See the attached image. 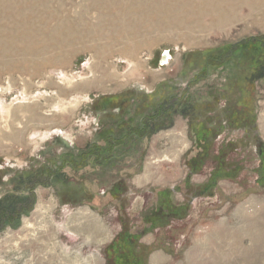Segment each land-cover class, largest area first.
<instances>
[{"label": "rangeland", "instance_id": "374dc122", "mask_svg": "<svg viewBox=\"0 0 264 264\" xmlns=\"http://www.w3.org/2000/svg\"><path fill=\"white\" fill-rule=\"evenodd\" d=\"M76 3L95 11L87 0L59 6L72 14ZM204 19L206 28L189 39L166 32L133 48L101 40L103 57L86 42L64 64L34 76L0 72V264H102L107 244L125 231L131 237L144 231L136 243L149 247L145 264H183L208 226L255 207L264 195L252 184L259 173L253 139L259 135L264 143V19L221 27L209 15ZM164 50L168 58L160 61ZM160 107L163 114L155 117ZM245 107L253 121L244 118ZM206 118L227 128L202 139L193 127ZM105 136L115 142L108 158L99 159L93 153L104 150ZM169 149L178 155L163 159ZM210 169L224 171L215 196L195 197L184 220L150 226L155 188L182 187L188 177L192 194ZM101 191H108L107 205ZM190 196L182 189L175 194L183 204ZM166 210L163 198L158 212ZM35 212L51 226L47 240L36 230ZM83 213L96 219V229L90 232ZM134 243L131 238L123 247ZM256 255L257 262L238 264H264V250Z\"/></svg>", "mask_w": 264, "mask_h": 264}, {"label": "bare ground", "instance_id": "6f19581e", "mask_svg": "<svg viewBox=\"0 0 264 264\" xmlns=\"http://www.w3.org/2000/svg\"><path fill=\"white\" fill-rule=\"evenodd\" d=\"M87 1L95 11L89 12L86 6L76 3L74 12L69 14L59 6L61 0H0V72H23L34 76L46 66L64 64L69 57L84 48L86 42L96 47L97 55L103 57L107 50L103 46H96L101 40L108 43L106 46L110 42L122 40L129 42L133 48L166 32L167 36L175 33L184 35L183 39H189L188 36L193 35L194 30L206 28L202 24L206 15L210 16L211 24L217 27L237 20L250 19L256 23L264 19V0ZM244 8H247L248 13L241 15ZM46 54L49 55L48 59L43 57ZM127 63V66L134 64L132 61ZM45 135L44 132L42 138ZM171 138L181 142V138L175 134ZM176 155L178 151L169 149L163 159L171 160ZM152 162L144 167V176L147 178L153 174ZM84 213L81 216L87 222H92L88 226L91 232L93 228L96 229V219ZM35 219L40 220L37 221L38 234L47 240L46 229L50 225H45L42 214L35 212ZM36 246L39 248L40 245Z\"/></svg>", "mask_w": 264, "mask_h": 264}, {"label": "crops", "instance_id": "0c3cea01", "mask_svg": "<svg viewBox=\"0 0 264 264\" xmlns=\"http://www.w3.org/2000/svg\"><path fill=\"white\" fill-rule=\"evenodd\" d=\"M261 187L264 188V185ZM107 199L103 201L105 205L108 204ZM254 201L255 207L252 206V209L241 212L234 210V213H230L229 222L219 220L208 226L202 238L194 240L196 243L188 250L187 256H184L183 264H238V260L257 262L256 254L264 250V195L261 194L259 201ZM245 240L249 244L244 245ZM168 254L170 257L173 255L172 251ZM157 258L156 255L155 259ZM104 263L105 257L102 264Z\"/></svg>", "mask_w": 264, "mask_h": 264}, {"label": "flooded vegetation", "instance_id": "af4514ba", "mask_svg": "<svg viewBox=\"0 0 264 264\" xmlns=\"http://www.w3.org/2000/svg\"><path fill=\"white\" fill-rule=\"evenodd\" d=\"M164 59H165V55L162 52L160 54L159 60L163 61ZM184 89L187 91L189 89L188 85H185ZM151 91L152 90H149L147 92H151ZM243 114H244V118H246V116L248 115L249 120L253 121L252 117H250L251 108H248L247 111L245 109L243 111ZM223 124H225V122H223ZM104 139H105V143L103 145L104 150H101L100 152L95 151L93 153L96 158L100 159L101 156L108 158L109 150H111L110 148L113 145L110 142H115V140L110 141V138H107V136H105ZM253 140L255 141V145H256L255 146L256 147L255 152H256L257 157L259 158V161H258V169L259 170L257 169L259 173H257L258 175L255 177V180L252 182L253 186L256 187V186L264 185V143L262 142V139H261V137H259V135H257L256 138H254ZM99 144H98V146H99ZM96 149H97V147H96ZM68 156H70V155H68ZM103 157H101V158H103ZM93 159H94V157H93ZM70 160H72V162H73V160H76L75 156H70ZM103 160H101V161L104 162V164L106 162H108L107 159H105L104 161ZM76 164L77 163H75L74 165H76ZM104 164L98 165V167H103ZM209 171L211 172L212 169H210ZM210 172L208 174L209 178L207 176L208 180L206 182L200 183V184H202L201 186L195 187L197 189L194 188V190L191 191L192 194H190V192H188V188H189L188 181L190 180L188 177L187 178L185 177L186 180L184 182V186H182V187H176V185L174 184L172 186L155 188L153 191L154 200H153V204H152L155 206L151 209V212L149 214V216L151 217L149 223L152 224L154 222H156V223L160 222L159 225H156V227H157V226H162L161 224L163 222H165V224H166V222L169 223L170 221H174V220H184L189 214L188 212H189V209L191 207L190 203L195 197H199V195L205 196V197L215 196V190L217 189L216 185H218L219 179H220V171H217V172L212 171L211 174H210ZM117 183H120V182H117ZM87 186L88 185L85 184L84 187H87ZM180 189L184 190V193L186 192V193H188V195H191L190 198L187 199L186 202H184V204L182 203L183 199L180 200L181 202H177L176 197H175L177 190H180ZM100 194L107 198L108 191L107 192L101 191ZM163 196L167 200V210L165 212L160 213V212H158V209L160 207V206H158V204H159L158 202H159V199L162 198ZM146 215H148V214H146ZM142 232H144V231H136V234L141 238L142 236H144L142 234ZM139 237L136 239V242H139ZM133 249H134V252H135L137 257H139L140 255L144 256V254H145V260H146V255H147V252L149 251L148 246L141 245L139 243V244H136L135 246L133 245L132 251H133ZM109 253H110V250H108L107 246H106L104 249V256H105V263L104 264H138L137 262L130 260L129 256L126 255L125 252L121 253L120 255H117L114 252V254L111 256Z\"/></svg>", "mask_w": 264, "mask_h": 264}, {"label": "trees", "instance_id": "16d2710c", "mask_svg": "<svg viewBox=\"0 0 264 264\" xmlns=\"http://www.w3.org/2000/svg\"><path fill=\"white\" fill-rule=\"evenodd\" d=\"M117 98H119V96H114L113 97V100H115V99H117ZM250 108V107H249ZM159 109H161V110H159ZM157 111L158 112H156V116L155 117H157V116H160L161 114H163L162 113V107H160ZM245 109H246V107H245ZM243 113V112H242ZM211 122H208V118H206L205 120H203V121H201V122H199L198 124H197V127L196 126H194L193 127V129L198 133V135H199V137L202 135V136H204V137H202V139H205L207 136L209 137V133H212V134H217V132H218V130H220L221 128H224L225 126H220L221 124H218V126H211ZM226 125H227V123H226ZM192 128V127H191ZM196 158V157H195ZM60 166V165H59ZM214 171H220V174L221 173H223L224 171H222V170H214ZM215 173V172H214ZM164 198V196L160 199V201L158 202L159 204H158V206H161V200ZM156 222H154V223H152V224H150V226L153 228L154 226H156V225H159L160 224V222H157L156 224H155ZM133 234V237H131V234H129V232L128 231H125V232H121V233H119L118 235V238H117V241H113V243L112 244H109L108 246H107V249L108 250H110V251H112L113 252V254H114V252L117 254V255H120L121 253H123V252H125V254L126 255H128L129 256V259L130 260H133V261H135V262H137L138 264H145V259L143 260V256L142 255H140L139 257H137L136 256V254H135V252H134V249H133V251H132V248H133V245L135 246L137 243H136V239L139 237L137 234H136V232L134 231V233H132ZM133 239L134 240V244H132V245H125V247H123V245L125 244V242L127 241V240H129V239ZM122 244V245H121ZM135 255V256H134ZM134 256V257H133Z\"/></svg>", "mask_w": 264, "mask_h": 264}, {"label": "water", "instance_id": "95a60500", "mask_svg": "<svg viewBox=\"0 0 264 264\" xmlns=\"http://www.w3.org/2000/svg\"><path fill=\"white\" fill-rule=\"evenodd\" d=\"M164 55H165V57L168 56V51H167V50L164 51ZM60 140H61V142H63L65 145H67V142H66L65 140H63V139H60Z\"/></svg>", "mask_w": 264, "mask_h": 264}]
</instances>
